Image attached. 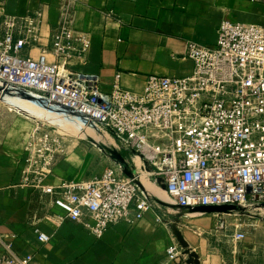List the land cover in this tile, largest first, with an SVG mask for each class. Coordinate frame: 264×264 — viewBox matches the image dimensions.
I'll return each instance as SVG.
<instances>
[{
	"label": "built area",
	"instance_id": "2783aa9c",
	"mask_svg": "<svg viewBox=\"0 0 264 264\" xmlns=\"http://www.w3.org/2000/svg\"><path fill=\"white\" fill-rule=\"evenodd\" d=\"M74 16L75 0H63L48 46L41 44V11L6 17L0 38V98L29 94L61 124L106 131L118 151L133 154L129 163L137 174L131 179L113 163L89 179L48 184L53 163L68 148L50 122L36 120L25 144L24 174L43 216L52 217L59 208L99 237L113 225L136 224L160 206L136 181L137 157L176 206L264 208V26L223 21L214 46L186 43L185 54L194 63L190 75H149L143 89L133 91L121 85L120 74L106 88L99 76L69 68L71 60L86 59L91 47L90 35L76 27ZM36 47L39 57L24 54ZM225 230L223 221L213 236L236 253L247 237L245 226ZM36 231L41 242H49L47 234ZM31 261L29 255H0V264ZM185 261L174 243L162 264Z\"/></svg>",
	"mask_w": 264,
	"mask_h": 264
},
{
	"label": "crops",
	"instance_id": "0c3cea01",
	"mask_svg": "<svg viewBox=\"0 0 264 264\" xmlns=\"http://www.w3.org/2000/svg\"><path fill=\"white\" fill-rule=\"evenodd\" d=\"M62 3L63 0H0V38L4 35L6 17H24L41 11V44L48 46L52 29L60 20ZM74 20L79 30L90 35L91 47L86 59L71 60L69 68L75 73L99 76L106 88L120 74L123 87L141 91L149 75L171 78L190 75L194 63L185 54L186 43L193 40L214 46L223 21L264 26V2L75 0ZM40 53V47L24 52L33 58ZM48 58L54 60L52 55ZM29 117L0 103V255H29L31 264L165 262L168 249L178 243L171 229L178 214L174 209L156 207L136 224L113 225L100 237L66 218L59 208L53 209L52 217L43 216L42 207L32 201L34 188L25 183V144L35 124ZM132 157L130 153L126 158L131 162ZM75 159L57 158L47 183L97 176L77 173ZM150 181L153 180L150 178ZM185 217L180 219L179 227L198 253L201 264H243L232 248L220 247L211 241L213 233L209 230L218 226V219L210 215ZM36 230L47 234L49 242H41Z\"/></svg>",
	"mask_w": 264,
	"mask_h": 264
},
{
	"label": "rangeland",
	"instance_id": "374dc122",
	"mask_svg": "<svg viewBox=\"0 0 264 264\" xmlns=\"http://www.w3.org/2000/svg\"><path fill=\"white\" fill-rule=\"evenodd\" d=\"M0 103L8 105L9 107H11V109H15L21 112L22 114H26V116L28 115V117L30 116L29 118H31L34 122L36 120H47L48 122H50L51 125L53 126L52 131L55 130L56 134H60L61 137L65 139L64 142L68 148V152L64 155V159L66 158L70 159L71 157H74V159L76 158L75 160H77V162L76 161L75 162H76L77 173L84 174L85 172H87L89 175L91 174L98 175L102 171H104L107 167H109V164L111 162H113L109 156V153L102 151L98 146V145H105L107 147L116 149L115 140L106 131L92 129L88 127L83 128L80 126H77L78 129L77 131H71L69 124L72 123H68V124L66 123L67 125H65L63 122L61 124L60 123L61 119L59 117L54 115L51 117L49 116L47 111H44L43 109L39 108L33 101L25 100L16 96L9 95L8 97L0 98ZM65 122L68 121L66 120ZM96 143L98 145H96ZM122 154L125 157L130 156V153L127 151H123ZM137 166L138 168H140L141 162L137 161ZM141 178H147L148 180H150V177L146 172H142ZM151 183L154 182L152 181ZM156 188L163 195L160 198L156 196H152L153 199L156 201V199L159 198L165 202L171 203L166 195V192L164 194L162 193L163 191L161 188L158 187ZM165 208L167 210L173 209L171 207H165ZM259 208L260 207H255V206L247 207L246 209L243 210L231 211L229 213H223L220 215L215 213H205V212H199V213H201L203 217L210 215L211 217H213V219L215 218L218 219V224H220L223 221L226 222L227 230H225V232L223 233L226 232L231 233V231L234 229V224H239V223L244 224L245 229L247 231V237L242 243L238 245V249L236 253H234V255L241 257L240 262L243 264H264V212L255 210ZM173 211H178V210L174 209ZM192 213L194 212L187 213L186 215H188L189 217L202 216V215H191ZM186 215H184L182 218L186 219L185 217ZM219 216H221V219H219ZM209 232L215 233V229L211 228ZM223 233L220 232L219 235ZM199 235L200 236L203 235L202 230L199 231ZM210 237L214 245L217 244L216 242L217 238L213 236ZM244 246L246 247L245 249L243 248ZM224 247L230 248L228 245H224Z\"/></svg>",
	"mask_w": 264,
	"mask_h": 264
},
{
	"label": "water",
	"instance_id": "95a60500",
	"mask_svg": "<svg viewBox=\"0 0 264 264\" xmlns=\"http://www.w3.org/2000/svg\"><path fill=\"white\" fill-rule=\"evenodd\" d=\"M25 100H30L33 101L36 104V99L35 97L29 95V94H20L19 96H16ZM37 105V104H36ZM39 108L43 109L39 105H37ZM45 111V109H43ZM96 145H98L96 143ZM99 148L104 151L108 152L111 160L117 164L122 170L123 173L128 176L131 179H135V176L137 174V170L132 167L127 160V158L117 149H113L110 147H107L105 145H98ZM138 185L144 189V186L142 185L141 181L137 180ZM162 189L166 190V187L163 185ZM157 203L160 204L161 206L164 207H171L173 209L178 210V214L176 215V219L174 223L171 226L173 235L175 236L178 244L183 250V255L186 257V263L187 264H201L199 260V255L196 251H194L191 246L189 245L188 241L185 239L180 227V219L186 215L187 213L190 212H205V213H215V214H223V213H229L231 211H239L241 208L239 206H232V205H224V206H201V207H196L194 209H185L180 206H176L174 204L165 202L159 198L156 199Z\"/></svg>",
	"mask_w": 264,
	"mask_h": 264
},
{
	"label": "bare ground",
	"instance_id": "6f19581e",
	"mask_svg": "<svg viewBox=\"0 0 264 264\" xmlns=\"http://www.w3.org/2000/svg\"><path fill=\"white\" fill-rule=\"evenodd\" d=\"M25 102V101H24ZM22 103V102H21ZM26 103H28V102H26ZM21 105V104H20ZM23 106V105H22ZM43 111V110H42ZM48 114H49V116H53L52 114H50L49 112H47ZM54 118V117H53ZM63 121H66V119H63ZM69 127H70V130L71 131H77L78 129H77V126L76 125H74V124H69ZM82 130V129H81ZM80 131V130H79ZM83 131V130H82ZM69 132V131H68ZM76 133V132H75ZM80 134H82V133H80ZM86 137V136H85ZM93 137V136H92ZM135 160H136V163H137V161H139V162H141V160H140V158L139 157H137V158H135ZM138 167V166H137ZM138 169V171H139V180H140V178H141V174H142V172H146L145 170H143L141 167L140 168H137ZM146 173H148V172H146ZM148 175H149V173H148ZM140 181H142L141 183H142V185L144 186V188H146V191L147 192H150L153 196H156V197H162V195L163 194H161L160 193V191H158V189L154 186V184H152L151 183V181L150 180H148L147 178H141V180ZM158 188H160V187H158ZM162 189V188H161ZM162 193H164L165 194V190L164 189H162ZM167 195V194H166ZM168 197V196H167ZM170 200V199H169ZM168 200V201H169ZM170 202H171V204H172V201L170 200ZM256 211H261V212H264V208H259V209H255ZM191 215H202L201 213H199V212H194V213H192Z\"/></svg>",
	"mask_w": 264,
	"mask_h": 264
}]
</instances>
